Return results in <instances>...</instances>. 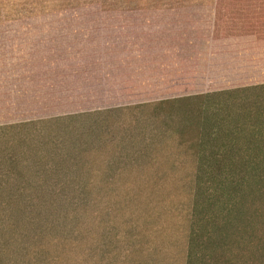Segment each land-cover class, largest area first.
<instances>
[{
  "label": "rangeland",
  "instance_id": "rangeland-1",
  "mask_svg": "<svg viewBox=\"0 0 264 264\" xmlns=\"http://www.w3.org/2000/svg\"><path fill=\"white\" fill-rule=\"evenodd\" d=\"M257 139L264 0H0V264H264Z\"/></svg>",
  "mask_w": 264,
  "mask_h": 264
},
{
  "label": "crops",
  "instance_id": "crops-1",
  "mask_svg": "<svg viewBox=\"0 0 264 264\" xmlns=\"http://www.w3.org/2000/svg\"><path fill=\"white\" fill-rule=\"evenodd\" d=\"M158 232L154 226L143 236L141 225L139 259H150L149 264H187L191 239L188 228L179 229L177 234L170 229H163L161 235ZM151 259H154L153 262ZM157 259H161V262L158 263Z\"/></svg>",
  "mask_w": 264,
  "mask_h": 264
},
{
  "label": "trees",
  "instance_id": "trees-1",
  "mask_svg": "<svg viewBox=\"0 0 264 264\" xmlns=\"http://www.w3.org/2000/svg\"><path fill=\"white\" fill-rule=\"evenodd\" d=\"M236 135V138L238 139L239 136L243 137L246 134H244L243 130H240L238 133H235L234 136ZM261 134L259 133L258 136H260ZM255 138V136H254ZM217 139V137L214 138V140ZM254 140V139H253ZM252 142V141H250ZM257 142H264V139H257ZM244 151V150H243ZM227 153V151H225ZM256 154V158L252 157V161H247L246 159H244V162L242 163L241 159H239V162L236 161V163H232V165L229 168V171H231L232 173H234L238 179L236 184H232L233 185V189L235 192L239 193L238 190H241L240 188V184L242 180H245L248 182V175H251L252 179L256 182V184L258 185H262L264 184V170L263 167L264 166V160L261 159L264 157V150L259 146L257 147V149L252 148V150H247L244 151V154L242 153V156H252L253 153ZM226 153H222L221 151H214L213 152V157L215 159H219V157H225ZM238 154H241L238 152ZM258 154V155H257ZM259 161L257 163H255V161ZM226 171V170H225ZM241 171L245 172L247 174V176H245L246 178L241 179ZM226 174V173H225ZM237 190V191H236Z\"/></svg>",
  "mask_w": 264,
  "mask_h": 264
}]
</instances>
